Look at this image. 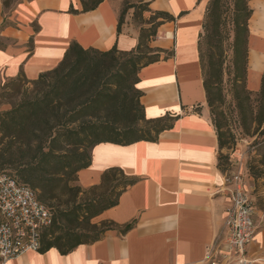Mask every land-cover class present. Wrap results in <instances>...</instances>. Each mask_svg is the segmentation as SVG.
I'll return each mask as SVG.
<instances>
[{
	"label": "crops",
	"instance_id": "0c3cea01",
	"mask_svg": "<svg viewBox=\"0 0 264 264\" xmlns=\"http://www.w3.org/2000/svg\"><path fill=\"white\" fill-rule=\"evenodd\" d=\"M123 1L105 0L82 13L79 0H19L8 11L0 0V42L5 44L0 81L19 76L36 80L58 66L73 42L102 52L134 50L139 28L128 18L118 31ZM143 1L175 20L162 24L150 43L173 56L141 69V104L148 120L179 118L154 143L96 145L91 165L78 173L83 189L98 185L111 168L137 180L117 206L94 220L118 228L134 223V228L125 235L109 231L68 255L56 249L30 251L1 264H211V248L225 234L231 198L218 167L221 151L200 63L199 39L209 0ZM250 7L247 89L258 93L264 76V0H252ZM259 201L257 234L247 252L254 264H264V205Z\"/></svg>",
	"mask_w": 264,
	"mask_h": 264
},
{
	"label": "trees",
	"instance_id": "16d2710c",
	"mask_svg": "<svg viewBox=\"0 0 264 264\" xmlns=\"http://www.w3.org/2000/svg\"><path fill=\"white\" fill-rule=\"evenodd\" d=\"M2 1L5 11L14 3V0ZM79 1L81 12L86 13L97 9L105 0ZM251 1L209 0L199 53L212 113L213 89L219 88L223 80L224 44L231 34L235 65L244 76L246 95L256 94L260 104H264V76L258 93L247 89ZM129 9H134L138 17L144 13L151 15L139 27L134 50L119 52L114 48L102 52L83 49L73 42L56 68L42 73L36 80L19 76L8 83L17 93H23L10 110L0 112V174H8L34 190L39 201L51 210L52 223L41 231L39 252L42 254L56 249L61 255H68L80 246L100 241L109 231L117 230L125 235L132 230L134 223L118 228L113 223L97 224L92 220L117 206L121 195L137 180L127 178L119 168H111L103 173L98 185L89 189L100 191L98 195L70 206L62 203L63 190L68 187L66 179L76 175L78 180V173L91 165V151L96 145L154 143L179 118L167 115L148 120L141 104L143 93L137 88L142 68L172 58V52L151 48L150 43L156 39L162 24L175 19L166 12H153L143 0H137ZM70 12L79 13L73 8ZM126 13L125 8L120 12L119 32ZM3 48L5 44L0 42V49ZM235 100L243 112L245 102ZM212 123L221 151L229 144L228 135L221 120L212 118ZM60 151L64 153L60 155ZM223 159L219 154L221 172ZM259 202L264 205V201Z\"/></svg>",
	"mask_w": 264,
	"mask_h": 264
},
{
	"label": "rangeland",
	"instance_id": "374dc122",
	"mask_svg": "<svg viewBox=\"0 0 264 264\" xmlns=\"http://www.w3.org/2000/svg\"><path fill=\"white\" fill-rule=\"evenodd\" d=\"M18 1L14 0V2ZM136 3L137 0H124L122 9L127 10L125 19L129 18L133 25L139 28L148 22L151 15L144 13L142 17L135 16V10L129 9V6ZM224 50L223 80L219 88L213 89L215 105L214 112L210 111L211 119L221 120L223 131L227 133L229 139L228 146L220 152L224 156L221 170L229 196L235 186L240 184L257 204L263 198L264 192V120L262 119L264 104H260L256 94L246 95L244 76L235 65L232 34L230 39L225 41ZM163 57L164 55L161 56ZM9 82L10 80L6 79L0 81V112L10 110L19 102L23 93V91L17 93L8 84ZM236 98L245 102L243 112L239 110ZM63 153L64 151H60V155ZM65 184L68 187L63 190L62 203H68L70 206L73 202L78 204L100 193V191L83 189L76 175L68 177ZM79 189L81 193L78 192Z\"/></svg>",
	"mask_w": 264,
	"mask_h": 264
},
{
	"label": "built area",
	"instance_id": "2783aa9c",
	"mask_svg": "<svg viewBox=\"0 0 264 264\" xmlns=\"http://www.w3.org/2000/svg\"><path fill=\"white\" fill-rule=\"evenodd\" d=\"M224 237L211 248V264H254L248 247L257 234L256 200L240 184L231 191ZM52 223L51 210L37 193L8 174H0V260L40 250L41 231Z\"/></svg>",
	"mask_w": 264,
	"mask_h": 264
}]
</instances>
